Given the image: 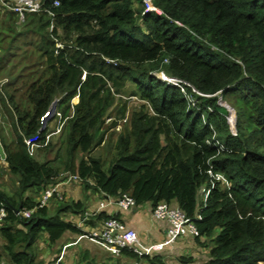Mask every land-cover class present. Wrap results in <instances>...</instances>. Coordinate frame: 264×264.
<instances>
[{"label":"trees","instance_id":"trees-1","mask_svg":"<svg viewBox=\"0 0 264 264\" xmlns=\"http://www.w3.org/2000/svg\"><path fill=\"white\" fill-rule=\"evenodd\" d=\"M3 1L0 95L14 104L9 88L26 87L24 105H14L16 136L4 144L16 187L0 189L8 210L0 234L13 263L42 264L34 248L42 233L55 242L67 230L83 231L60 216L67 209L82 215L79 202H61L53 212L37 207L29 218L17 214L37 205L27 190L71 172L106 196L129 192L137 204L178 205L197 224L193 238H207L205 264H264V0H150L159 11L146 0H41L47 10L24 19ZM21 41L35 48L22 51ZM126 94L142 103L106 166L92 152L126 117ZM220 97L234 109L233 123ZM56 98L60 146L55 158L39 160L33 145L44 147L43 119ZM209 169L225 182L215 180L204 201L200 188L214 180ZM122 252L166 264L162 251Z\"/></svg>","mask_w":264,"mask_h":264},{"label":"crops","instance_id":"crops-1","mask_svg":"<svg viewBox=\"0 0 264 264\" xmlns=\"http://www.w3.org/2000/svg\"><path fill=\"white\" fill-rule=\"evenodd\" d=\"M40 190L41 187L36 188V194L27 190L25 195L31 196L33 199L37 200L40 195ZM62 190L64 200L58 201L53 199L49 203L51 204L49 206L51 212L60 206L59 204H61V202H79L84 207L85 212V210H95L99 202L107 201L105 193L94 187H86L82 182L72 181L65 183L62 185ZM101 212L108 215H115L126 222L128 226L137 230L139 237L144 242H158L165 238L167 222L165 220L156 219L152 215L151 202L137 204L129 210L121 209L115 203H109L99 213ZM99 213L91 215L87 219L88 221L85 220L83 223L81 218L84 213L81 215L73 209L60 212V216L67 221H72L74 224L76 223L84 230L101 225L103 219L97 217ZM79 233L80 232L67 230L55 242H52L46 233H42L36 240L39 242L38 245H40V248H43L41 252H39V250L37 251L35 248L36 261L47 264L57 257H61V264H131L136 261L135 258L126 253L112 254L104 246L88 238L79 239ZM201 240L203 241L199 242L192 236H183V238H180L173 246H169L162 251L161 256L166 264H197L199 260H201L202 264H205V256L209 252L210 246L202 244L203 242H207V238L202 237ZM5 244L6 240L0 234V248H3L10 256L4 247ZM175 255V260H172L171 257ZM182 256L189 258V260H182ZM138 263L151 264L148 258H141L138 260Z\"/></svg>","mask_w":264,"mask_h":264},{"label":"built area","instance_id":"built-area-1","mask_svg":"<svg viewBox=\"0 0 264 264\" xmlns=\"http://www.w3.org/2000/svg\"><path fill=\"white\" fill-rule=\"evenodd\" d=\"M3 2L10 9L16 11L21 19H24L26 12H40L43 10H47L43 7L41 0H5ZM146 2L148 9L159 11V9H157L150 2V0H146ZM54 4H59V1H54ZM49 13L51 15H54L52 11H49ZM168 80L173 81L174 83L181 86V80L179 79L168 78ZM2 84L3 80H0V89ZM54 115H56V112L54 113ZM123 119L126 120L125 117ZM119 125L120 123L117 126ZM27 141L29 142L30 139H28ZM209 174L214 178V180L211 181V185L206 187L202 186L200 188V193L202 195L201 198L204 201H206L211 187L214 186L215 180H223L225 182V177L223 174L214 173L211 169H209ZM72 181L81 182L80 176L77 173L66 172V175L59 181L42 185L40 195L37 199V205L31 208L24 207L22 209H18L17 214L29 218L37 207L48 206L53 199H56L58 201L64 200L62 185ZM106 197L107 201L99 202V205L95 210H85L81 218L82 223L91 215L99 213L109 203H115L119 208L124 210H129L137 205L135 198L129 192H123L117 198L109 195H107ZM7 214V206L4 203L0 202V225L4 222ZM152 215L156 219L165 220L167 222V231L165 238L158 242H144L139 237L136 229L128 226L126 222L116 216H110L107 219H104L101 225L98 227L84 229L81 233H79L78 238H88L91 241L104 246L112 254H121L123 253L122 250L125 248L142 256L152 255L156 252L164 251L167 247L175 243L180 237H193L199 235V229L195 221L174 203H170L167 201L158 202L152 207ZM198 217L200 218V215H198ZM47 264H61V257H57ZM131 264L139 263L138 260H136Z\"/></svg>","mask_w":264,"mask_h":264},{"label":"rangeland","instance_id":"rangeland-1","mask_svg":"<svg viewBox=\"0 0 264 264\" xmlns=\"http://www.w3.org/2000/svg\"><path fill=\"white\" fill-rule=\"evenodd\" d=\"M1 14H4V13L2 12ZM35 39H36V37H35ZM23 43L24 42L21 41V45L23 48L22 51L26 48H29V51L32 48H35V45H33V44H31L32 46H27L26 44H23ZM17 51L19 53H21V47ZM29 53L30 52H28V54ZM35 59L37 60L36 55H35ZM17 60H19V58ZM39 60H41V59H39ZM12 61H14V58L12 59ZM36 69H37V67H34L33 69H28V71L29 70H36ZM157 75L160 77H165L163 71H159L157 73ZM23 76H24V73H23ZM3 77H6V76H3ZM169 78H171V77H169ZM25 88H26L25 86L20 87L19 89L18 88H16V89L9 88L10 92H14V94H15L16 102L14 104L10 101H8V103H5L6 98H3L2 95H0V189L5 191V192H8V193H12L15 190L17 180H16V176L10 172L8 162L4 158V154H5L4 153V151H5L4 150V144H5V140L12 141L16 136V130H15L14 125H13V120L15 118L14 105H20L21 107H22V105H24L25 100H26L25 95H24ZM120 98L121 97L118 96V99L115 102L116 106H114V108L112 110L113 117L116 116L115 112H116L117 108L122 103V100ZM122 99L128 100V111H127L126 117H125L126 120L121 118V120H120L121 124L119 126L109 127L107 129L104 142H102L100 145L95 147V149L92 152L93 155L100 156L104 160L106 166L109 165V163L111 162L112 158L114 157V155L116 153L117 138H118L119 134L121 132H123L125 130V128L129 125L132 110L134 108L138 107L142 103V100L139 97L129 96L128 94L123 95ZM6 102H7V100H6ZM59 103H60L59 98H56V100H54V102L52 103V105L50 106V108L48 110L50 117L43 119V121H44L43 124H44V126H47V130H48L47 136H46V141L44 142V147L38 149L37 145H33V149H32L33 155L36 158H38L39 160L53 159L57 155V152H58V149L60 146L59 136H60L61 129H62V126L64 123L63 119L60 118L61 113L57 109V106H59ZM219 103L221 104V101ZM225 103L228 106H230V104L227 101H225ZM230 107H231V109H230V114H229L228 118H229L230 122L233 123V119H235V118L234 117L231 118V114L234 112V109L232 108V106H230ZM55 112H56V115H54ZM115 118L119 119L120 117H118V118L115 117ZM111 121H112L111 118L107 117L105 127ZM50 142H52V145L47 146V143H50ZM82 155H83V153L81 151H79L77 154V158H78L77 160H79L82 157ZM65 175H66V172L61 173L58 177V180L62 179ZM221 179H223V178H221ZM36 188L37 187L29 189V192L32 191L33 194H36V192H37ZM50 205L51 204H49L48 206H50ZM184 237H186V236H184ZM180 238H183V237H180ZM180 238H178L177 241ZM38 243L39 242L36 241L34 248H36L37 251L39 250V252H41V250L43 248L41 249L40 245H38ZM175 243H173L171 246H173ZM42 246H44V245H42ZM2 250H3V248L2 249L0 248V252H1L0 253V264L1 263L2 264H13L12 260L10 259V256L5 252V250H3V251ZM186 256H188V255H186ZM175 257H176V255L171 257V259L175 260ZM196 261H198V260H196ZM205 262H206V260H205ZM200 263L202 264L201 260H199L197 264H200Z\"/></svg>","mask_w":264,"mask_h":264},{"label":"water","instance_id":"water-1","mask_svg":"<svg viewBox=\"0 0 264 264\" xmlns=\"http://www.w3.org/2000/svg\"><path fill=\"white\" fill-rule=\"evenodd\" d=\"M221 101V104L222 105H224V106H226L228 109H229V111H230V109H231V107L230 106H228L226 103H225V101L222 99V97H220L219 98V102ZM234 114V115H233ZM47 117H50L49 116V113L44 117V118H47ZM232 117H234L235 118V113L233 112L232 114H231V118ZM230 121V120H229ZM235 121V119H233V122ZM232 123V122H231Z\"/></svg>","mask_w":264,"mask_h":264},{"label":"clouds","instance_id":"clouds-1","mask_svg":"<svg viewBox=\"0 0 264 264\" xmlns=\"http://www.w3.org/2000/svg\"><path fill=\"white\" fill-rule=\"evenodd\" d=\"M162 78H164V77H162ZM169 78V77H168ZM172 78V77H171ZM164 79H167V78H164ZM168 80V79H167Z\"/></svg>","mask_w":264,"mask_h":264}]
</instances>
